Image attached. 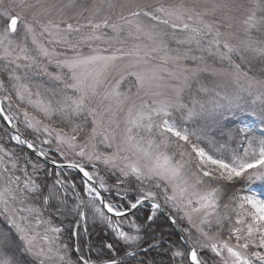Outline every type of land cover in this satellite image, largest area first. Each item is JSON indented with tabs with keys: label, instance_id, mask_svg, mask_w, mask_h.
<instances>
[{
	"label": "snow or ice",
	"instance_id": "1",
	"mask_svg": "<svg viewBox=\"0 0 264 264\" xmlns=\"http://www.w3.org/2000/svg\"><path fill=\"white\" fill-rule=\"evenodd\" d=\"M0 120V264H264V0H0Z\"/></svg>",
	"mask_w": 264,
	"mask_h": 264
},
{
	"label": "trees",
	"instance_id": "2",
	"mask_svg": "<svg viewBox=\"0 0 264 264\" xmlns=\"http://www.w3.org/2000/svg\"><path fill=\"white\" fill-rule=\"evenodd\" d=\"M243 120L245 123H249V124H253L254 123V118L252 117H248L244 114H241L239 117H228L227 119L223 120L222 122L226 125H229L230 127H235L237 124L240 123V121ZM1 126V125H0ZM254 126H259L257 125V121H255L254 123ZM75 176V175H74ZM77 182L79 183V179L77 178ZM261 190H264V188H262ZM147 209H145L144 211L140 212L139 215L140 216H146L147 215ZM157 223V227H156V231L159 232V231H164L166 233H171V238L172 239H177V236L175 235L173 229H171L169 227V225L166 223L165 219H163L162 216L159 217L158 221L156 222ZM68 228L71 229V224L68 223ZM88 230H89V234L92 236H95L96 238V241L94 242H91L89 238V241L93 244H99V242L101 240H108V241H111L113 238L111 236V234L109 233L107 236L104 235V226L100 223H91L89 222L88 224ZM167 238V237H166ZM82 242H84L85 240L82 239L81 240ZM69 244L71 245V240L68 241Z\"/></svg>",
	"mask_w": 264,
	"mask_h": 264
},
{
	"label": "rangeland",
	"instance_id": "3",
	"mask_svg": "<svg viewBox=\"0 0 264 264\" xmlns=\"http://www.w3.org/2000/svg\"><path fill=\"white\" fill-rule=\"evenodd\" d=\"M257 125H259V121H257ZM0 127H2V126H0ZM70 174H71V173H70ZM71 175H72V174H71ZM67 225H68V223H66V227H68ZM81 236H82V235H81ZM89 236H90V238H91V239H90L91 242H93V241L95 242V241H96V239H94V238H96L95 236H92V234H91V235L89 234Z\"/></svg>",
	"mask_w": 264,
	"mask_h": 264
},
{
	"label": "water",
	"instance_id": "4",
	"mask_svg": "<svg viewBox=\"0 0 264 264\" xmlns=\"http://www.w3.org/2000/svg\"><path fill=\"white\" fill-rule=\"evenodd\" d=\"M2 121V120H1ZM3 122V121H2ZM4 124V122H3ZM164 218L167 220V217L164 216ZM171 225V224H170ZM172 226V225H171ZM176 231V230H175ZM177 233V232H176ZM177 235L179 236V233H177Z\"/></svg>",
	"mask_w": 264,
	"mask_h": 264
}]
</instances>
